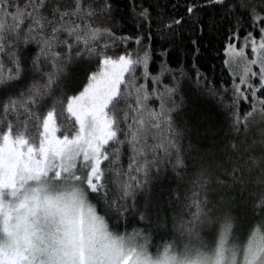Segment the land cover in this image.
<instances>
[{"label":"snow or ice","instance_id":"snow-or-ice-1","mask_svg":"<svg viewBox=\"0 0 264 264\" xmlns=\"http://www.w3.org/2000/svg\"><path fill=\"white\" fill-rule=\"evenodd\" d=\"M119 7L0 0V264H264V0L186 2L201 39L227 21L219 80Z\"/></svg>","mask_w":264,"mask_h":264},{"label":"trees","instance_id":"trees-1","mask_svg":"<svg viewBox=\"0 0 264 264\" xmlns=\"http://www.w3.org/2000/svg\"><path fill=\"white\" fill-rule=\"evenodd\" d=\"M188 0H117L119 4V12L117 20L120 16L126 17L125 21L121 22L122 26L116 29L119 35H125L136 32L135 18L132 15V8L134 6L143 5L144 7L153 8V23L151 33L145 28L142 32L144 37V45L151 47L153 54H158L161 49L168 51V61L172 66H176L178 61L185 59L186 54L191 50L193 39H200V56L196 61L197 66L200 70L206 73L209 78H212L213 67H215V78L219 80L220 69L223 63V48L228 40V26L227 21L223 22V28L220 32H213L211 36L207 29L205 30L204 37L201 39L194 33L198 32V26L195 25L196 16L194 15L191 19H187V13L185 12V5ZM194 2L206 3V0H194ZM159 4L160 7L157 9L155 5ZM210 9H206L203 15L205 20L207 19V12ZM155 13H159V17L163 20H169V18H180L185 17V23L181 24L178 28L173 27L171 31L164 30L160 31V20ZM151 36L149 42L148 37ZM133 47L135 45L133 44ZM118 51L123 50V46L117 49ZM191 56H187L186 67L191 70ZM85 68L87 66H84ZM94 67V66H93ZM84 79L83 68L78 70L77 75L69 85V94H73V91L81 87V81ZM194 73H193V85H194ZM212 119L216 122L217 127L220 129L221 136L227 134V124L225 123V117L222 114H213Z\"/></svg>","mask_w":264,"mask_h":264}]
</instances>
